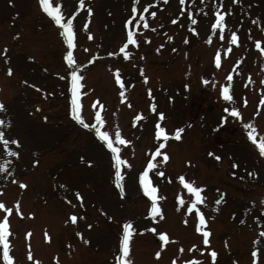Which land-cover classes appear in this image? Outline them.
<instances>
[{
  "label": "rangeland",
  "instance_id": "obj_1",
  "mask_svg": "<svg viewBox=\"0 0 264 264\" xmlns=\"http://www.w3.org/2000/svg\"><path fill=\"white\" fill-rule=\"evenodd\" d=\"M50 2L60 4L65 21L73 19L74 65L64 60L57 33L62 28L39 0H0V202L13 208L8 240L14 264H113L125 222L140 232L130 238V264H170L174 255L194 264H252L254 249L256 264H264V156L244 127L250 123L257 139L264 136V53L255 47L257 40L264 47V0H185L183 6L179 0H83L84 7L80 0ZM218 10L226 13L223 30L211 28ZM129 31L136 43L125 58L119 48ZM232 32L237 44L230 43ZM117 70L123 88L115 82ZM71 71L81 77L84 123L95 124L100 111L102 130L114 139L123 129L130 142L118 145L131 165L121 169L123 192L94 128L71 116ZM223 85H230V101L220 94ZM159 113L166 140L154 133ZM137 115L142 119L134 120ZM160 143L167 162L152 155ZM149 159L156 165L149 170L161 209L156 218L148 216L149 203L137 187ZM181 175L201 188L203 203L196 207L209 217L208 245L195 232V209L187 207L193 194ZM216 190L224 197L214 204ZM69 214L77 216L75 223ZM162 230L172 240L167 245L153 241ZM213 248L215 261L207 254Z\"/></svg>",
  "mask_w": 264,
  "mask_h": 264
},
{
  "label": "snow or ice",
  "instance_id": "obj_2",
  "mask_svg": "<svg viewBox=\"0 0 264 264\" xmlns=\"http://www.w3.org/2000/svg\"><path fill=\"white\" fill-rule=\"evenodd\" d=\"M40 2V6L43 9V11L45 13H47V15L49 17H51L55 24L59 25L62 29H63V35L65 36V40L67 43V51L66 54L64 56V60L69 64V65H74L76 63L74 56H73V51L72 49L75 47L74 44V31H73V19L71 16H69L67 18V20H64V17L62 16L61 13V6L59 3H56L55 5H53L52 2H50V0H39ZM179 3L183 6L185 3V0H179ZM80 6L84 7V3L83 0H80ZM87 11L90 13L92 11L91 8H88ZM145 11H147V9H145ZM133 15L136 14V7L133 6L132 9ZM141 17L143 16V13H140ZM152 15L154 16L155 13H152ZM189 16L192 15L191 12L188 13ZM225 15L226 13L223 11H217L215 14V20L214 22L211 23V28L213 30L216 29H220L223 30L225 28ZM176 21L174 20L173 23H175ZM192 23L195 24L196 20L193 19ZM144 27H148V24L145 22L144 23ZM192 31L195 33L196 29L193 28ZM89 38H91V35L89 34ZM223 35H221V39H223ZM168 39H172V37H168ZM185 42H187V40H185ZM210 42V41H209ZM136 40L134 39L133 36V32L129 31L127 33V41L125 42V44L123 46H121L119 48V52L123 53L124 57L127 58L129 53L126 51V48L128 47L129 44H135ZM230 43L231 44H237L238 43V36L236 32H232L230 35ZM255 47L257 49L260 50L261 53H264V47L261 46V41L257 40L255 42ZM230 50V49H229ZM3 53H0V55H2ZM108 55H115V53H108ZM220 59H221V53L219 51H217L216 53V58H215V62L217 67L220 66ZM8 73L11 74L12 69L8 68L7 69ZM70 79H71V114L73 115V117L75 118V120L81 124H84V126L86 128H94L95 130V135L103 142H105L106 147L111 151L112 154V160L114 161V182L117 188H119L121 190V192H123V180H124V176L122 175L121 172V166H127V167H131L130 164H128V162L125 159H122L121 156L119 155L120 152V148L118 147V145H124V144H128L130 143L128 140L124 139L121 135V132L119 130V128L116 129L115 131V135H114V139L110 137V134L108 131L102 130V126L104 125L105 121L101 116V112L100 111H96L95 113V124H86L84 123V120L82 118V116L80 115V110H81V103H80V92L79 89L82 87V84L80 83L81 81V77L78 75L77 71H71L70 72ZM226 79L228 81H231L233 79V76L231 73H229L226 77ZM145 80H147V77H145ZM115 82L117 84H119L122 88L124 87V84L121 81V76L119 74V71L117 70L116 72V76H115ZM204 83H208V81H204ZM262 83H264V81H262ZM185 87H188L187 85H185ZM223 98L225 100H231L232 99V95L230 94V85H223L221 86V93H220ZM121 97L124 96V93L121 92L120 93ZM262 103H264V100L261 101ZM98 103V102H97ZM93 107H96V104H93ZM103 105H100V108H102ZM4 105L2 103H0V109H3ZM153 111H155V105L152 106ZM225 111H228V109H225ZM159 119L156 122L155 125V136L157 139L163 137L165 140L168 138L167 133L165 132V129L163 127H161L160 121H162L164 119V114L163 113H159ZM231 115L234 117H239L240 113L237 111L236 108H232L231 109ZM142 119V117L140 115H137L134 120H140ZM4 121L0 120V124H3ZM244 127L246 129H250L247 133L248 138L250 140L253 141L254 144L257 145V147L259 148V153L261 156H264V136H261L259 139L256 138L255 135V128L252 127V125L249 124H245ZM183 131V129H176L174 135L176 139H180V133ZM0 140H3V134L0 133ZM5 145H7V141H4ZM12 144H17L18 141L16 140H12L11 141ZM117 145V146H114ZM164 144L160 143L159 147L156 148L155 152L152 153V155L155 157L156 155H160L163 157L164 161H167L169 159L168 155L164 152H161V149L164 148ZM9 151H11L9 149ZM15 154V153H14ZM211 155V153L209 154ZM217 160L220 159L219 156L216 157ZM89 163H91L89 161ZM156 167V165L153 163L152 159H149L147 162L146 167L139 172L138 174V184L140 186V188L142 189L143 193L151 198V207L148 210V216L152 217V218H156V216L158 214L161 213V209L157 204V200L159 199L158 195H157V188L153 185L152 180L150 178L149 175V170L154 169ZM233 168L237 167L236 164L232 165ZM3 169L0 168V171H2ZM158 175H163V173H158ZM179 181L181 182V184H183V186L188 190L189 193L193 194V199L191 200V203L187 206L188 207V211L192 212L193 209H195V214L196 216L199 218L198 224L196 225V231L197 232H202L203 233V243L205 245L209 244V235L210 233L208 231H205L204 228L202 227L203 225H205L206 221H205V217L204 215L201 213V211L199 210V208L196 207L197 203H203V199L200 195L201 193V188L200 187H195L193 185V183L187 181L185 179V177L183 175L178 177ZM20 187H26V185H24L23 183L20 184ZM76 198L78 200L82 199V197L80 196V193L77 192L76 193ZM182 204L184 203L183 200L180 201ZM15 209L16 211L19 213V201H17L15 203ZM0 210L3 211V213L5 214L3 216L2 219H0V245H2V259L4 261V264H14V258L12 255H10L9 252V240H8V236H9V215L12 213L13 208L10 207H6L5 204L3 202H0ZM29 215H32L31 213ZM109 219H111V217H109ZM69 220L73 223H75L77 221V216L72 214L69 216ZM68 221H66L67 223ZM89 227H91V225H89ZM134 231V229L132 228V225L130 222H125L122 226V238L119 241V256L116 259V264H130V261L128 259H126V257L129 255V241L132 235V232ZM143 231V229L141 230ZM152 232H156L155 228L151 229ZM26 235H30L26 234ZM77 235H79V233H77ZM159 238L161 241L167 242L168 241V236L166 235V233L164 232H159L158 233ZM261 236H264V232L261 233ZM45 239L48 240L49 236L47 234V232H45ZM87 243V241H85ZM164 245L162 244L161 247H163ZM193 248H195L196 246L193 245ZM192 249L190 248L189 251H191ZM182 251V249H181ZM160 252L157 251L155 253V255L157 257L160 256ZM211 258L213 261H215L217 253L215 251H211L210 252ZM252 257H253V261L252 264H256V256H257V252L253 251L251 253ZM28 259L32 260V254L31 252L28 253ZM38 264V262H37ZM172 264H176L175 259L172 261ZM185 264H194L193 261L189 260L186 261Z\"/></svg>",
  "mask_w": 264,
  "mask_h": 264
}]
</instances>
